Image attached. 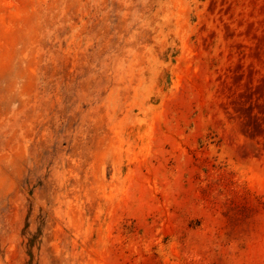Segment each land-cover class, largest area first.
<instances>
[{"label": "rangeland", "instance_id": "rangeland-1", "mask_svg": "<svg viewBox=\"0 0 264 264\" xmlns=\"http://www.w3.org/2000/svg\"><path fill=\"white\" fill-rule=\"evenodd\" d=\"M0 264H264V0H0Z\"/></svg>", "mask_w": 264, "mask_h": 264}]
</instances>
